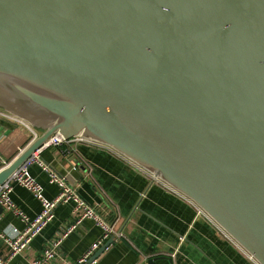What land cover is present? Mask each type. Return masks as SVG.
Here are the masks:
<instances>
[{"label": "water", "instance_id": "obj_1", "mask_svg": "<svg viewBox=\"0 0 264 264\" xmlns=\"http://www.w3.org/2000/svg\"><path fill=\"white\" fill-rule=\"evenodd\" d=\"M0 107L39 131L0 185L53 134L81 136L264 264V0H0Z\"/></svg>", "mask_w": 264, "mask_h": 264}, {"label": "crops", "instance_id": "obj_2", "mask_svg": "<svg viewBox=\"0 0 264 264\" xmlns=\"http://www.w3.org/2000/svg\"><path fill=\"white\" fill-rule=\"evenodd\" d=\"M32 139V132L23 122L0 115V154L5 159L12 161ZM39 154L55 171L72 175L78 181L80 195L122 231L123 237L100 254L95 264H259L195 202L153 180L149 173L112 149L71 139ZM30 171L42 185L45 198L58 195V185L37 163ZM11 198L29 217L42 209L41 202L19 184H14ZM76 220L74 204H60L54 219L15 257L9 258L10 247L0 236V256L8 260L7 264L39 258L49 243L67 232ZM0 228L20 231L25 223L3 208ZM101 232L94 221L83 220L63 238L59 256L49 264L75 262Z\"/></svg>", "mask_w": 264, "mask_h": 264}, {"label": "built area", "instance_id": "obj_3", "mask_svg": "<svg viewBox=\"0 0 264 264\" xmlns=\"http://www.w3.org/2000/svg\"><path fill=\"white\" fill-rule=\"evenodd\" d=\"M0 115L8 116L23 122L32 132L33 139L39 135V131L37 129L33 128L31 125L22 121L21 119L11 114L10 112L4 110L3 108H0ZM72 139H80L82 141H87L89 143L98 144L112 149L107 145L98 143L93 140L85 139L81 136L74 137ZM70 140L71 139L66 140L63 136L58 133L53 134L50 139L44 144V146L40 150L34 152V154L29 158V160L26 161L23 166H21V168L13 175V177L9 181L0 185V206L6 208L7 210L13 211L25 223V228L20 231L14 228H0V236L5 239V242L9 245L11 250V255L9 257L10 259L23 252L26 248H28L32 241L42 233L44 228L54 219L55 209L58 205L72 202L74 204V212L77 215L75 225H73L69 230H67V232L63 233L60 237L50 242L41 257L35 258L27 263L20 264H49V262L59 256V247L61 246L63 238L70 231L75 229L77 225L85 219H90L94 221L96 225L99 226V228L101 229V235L80 258H78L75 262H66V264H95L97 259L91 261L92 257L108 240L113 238L115 241L116 239L123 237L122 231L117 228L115 222L109 220L107 217L102 215L95 205L90 204L85 198L80 195L78 191V181L72 175L62 174L55 171L48 163L44 162L40 158L39 153L41 150L48 147L60 146L69 142ZM112 150L115 151L114 149ZM123 157L126 158L125 156ZM130 161L133 162L132 160ZM10 162L0 154V171L7 167ZM35 163H37L42 168V170L48 173L50 181L52 183L58 185L59 193L55 198L47 199L43 196L42 185L34 178L30 171L31 166ZM137 166L140 167L139 165ZM140 168L143 169L142 167ZM143 170L146 171L145 169ZM146 172L149 173L148 171ZM149 174L151 175L153 180L162 183L171 189H174L161 179L155 177L153 174ZM14 184H19L25 187L33 194L35 198H37L41 202L42 209L40 213H38L35 217H29L13 202L11 198V193L13 191ZM13 232H16V234L14 235ZM7 263L8 260H5L3 257L0 256V264Z\"/></svg>", "mask_w": 264, "mask_h": 264}]
</instances>
